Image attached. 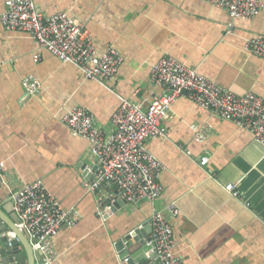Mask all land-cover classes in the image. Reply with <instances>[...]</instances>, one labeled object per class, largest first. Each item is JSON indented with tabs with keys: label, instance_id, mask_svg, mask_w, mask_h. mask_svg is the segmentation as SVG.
<instances>
[{
	"label": "crops",
	"instance_id": "1",
	"mask_svg": "<svg viewBox=\"0 0 264 264\" xmlns=\"http://www.w3.org/2000/svg\"><path fill=\"white\" fill-rule=\"evenodd\" d=\"M34 1L45 16L78 19L98 54L113 48L124 61L112 82L88 80L27 34L7 31L1 22L7 0H0V214L5 221L12 224L16 215L13 194L40 181L65 210L79 214L75 226L54 237L56 264H129L131 258H122L116 244L150 225L155 211L168 218L182 264H264V147L249 130L181 96L162 124L164 135L147 143L165 167L162 196L109 211L98 202L112 189L91 193L86 187L98 167L89 143L62 121L68 110L81 107L112 134V117L124 101L147 110L161 93L151 71L164 57L227 92L264 98V58L246 50L248 40L264 36V13L234 19L203 0ZM29 76L40 83V95L25 92ZM208 128L205 142H198L197 133ZM202 158H209L206 166ZM229 185L237 195L227 191ZM171 205L180 211L177 217L168 212ZM133 249L136 253L139 245ZM33 251L40 263L42 254ZM147 261L158 264L149 255Z\"/></svg>",
	"mask_w": 264,
	"mask_h": 264
},
{
	"label": "built area",
	"instance_id": "2",
	"mask_svg": "<svg viewBox=\"0 0 264 264\" xmlns=\"http://www.w3.org/2000/svg\"><path fill=\"white\" fill-rule=\"evenodd\" d=\"M203 1L225 9L234 19L250 20L264 13V0ZM1 22L7 31L27 34L63 64L79 68L88 80L112 82L124 61L113 48L98 54L90 31L78 19L63 13L45 16L34 0H7ZM246 50L264 58V36L248 40ZM151 82L161 93L154 94L147 110L124 101L112 117V134L99 128L93 115L81 107L68 110L62 120L75 136L89 143L98 167L93 176L88 175L94 179L86 187L91 193L99 192L103 186L112 189L107 197L111 206L104 207L109 211L119 201L136 205L153 203L162 196L161 176L165 167L149 152L147 143L164 135L162 124L171 118L173 106L183 95L221 119L249 130L264 147V98L227 92L172 57L162 58L152 68ZM23 87L29 97L41 94V85L32 76L25 78ZM209 130L197 133L196 140L205 142ZM208 162L209 158L201 159L202 166ZM226 189L235 193L236 188L229 185ZM12 201L20 221L17 228L28 235L34 250L42 254L43 264H56L54 237L75 226L79 214L65 210L40 181L17 191ZM104 201L100 199L98 205L103 207ZM167 210L172 217L180 214L174 205ZM98 213L105 217V213ZM150 226L148 245L152 247L150 254L158 256V264H182L175 255L174 232L164 211L153 213ZM8 236L15 238L13 233Z\"/></svg>",
	"mask_w": 264,
	"mask_h": 264
},
{
	"label": "water",
	"instance_id": "3",
	"mask_svg": "<svg viewBox=\"0 0 264 264\" xmlns=\"http://www.w3.org/2000/svg\"><path fill=\"white\" fill-rule=\"evenodd\" d=\"M102 205L103 207L111 206V201L107 199ZM123 205H126V203L119 201L113 205L112 209L116 211ZM11 218L12 224L6 222L0 214L1 264H43L41 263L42 261L39 263L37 255L34 254L28 235L17 228V225L20 223L17 215ZM150 231H152L150 225L146 223L142 230L131 232L116 244V249L120 252L122 258H131L129 264H150V262L147 261L148 255L150 260L158 262V256L156 254H150L152 247H150L148 243L151 239L150 237H146V234ZM8 233H13L15 238L8 236ZM140 235H143V238L139 239ZM21 245L24 251L20 249ZM135 245H139V249L136 253H131V249H133Z\"/></svg>",
	"mask_w": 264,
	"mask_h": 264
},
{
	"label": "rangeland",
	"instance_id": "4",
	"mask_svg": "<svg viewBox=\"0 0 264 264\" xmlns=\"http://www.w3.org/2000/svg\"><path fill=\"white\" fill-rule=\"evenodd\" d=\"M138 248V247H137ZM134 251V249H131V253Z\"/></svg>",
	"mask_w": 264,
	"mask_h": 264
},
{
	"label": "bare ground",
	"instance_id": "5",
	"mask_svg": "<svg viewBox=\"0 0 264 264\" xmlns=\"http://www.w3.org/2000/svg\"><path fill=\"white\" fill-rule=\"evenodd\" d=\"M188 68V67H187Z\"/></svg>",
	"mask_w": 264,
	"mask_h": 264
}]
</instances>
